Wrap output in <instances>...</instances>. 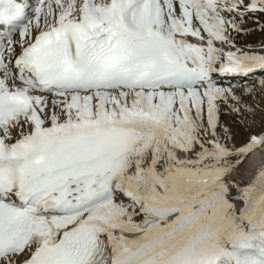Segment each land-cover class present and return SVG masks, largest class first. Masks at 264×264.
Instances as JSON below:
<instances>
[{"label": "snow or ice", "instance_id": "snow-or-ice-1", "mask_svg": "<svg viewBox=\"0 0 264 264\" xmlns=\"http://www.w3.org/2000/svg\"><path fill=\"white\" fill-rule=\"evenodd\" d=\"M257 149L264 0H0V264H264Z\"/></svg>", "mask_w": 264, "mask_h": 264}, {"label": "bare ground", "instance_id": "bare-ground-1", "mask_svg": "<svg viewBox=\"0 0 264 264\" xmlns=\"http://www.w3.org/2000/svg\"><path fill=\"white\" fill-rule=\"evenodd\" d=\"M258 37V36H257ZM255 154V155H254ZM260 157L261 160L264 161V150L262 152L255 151L251 156H250V163L253 164V161L255 158Z\"/></svg>", "mask_w": 264, "mask_h": 264}, {"label": "rangeland", "instance_id": "rangeland-1", "mask_svg": "<svg viewBox=\"0 0 264 264\" xmlns=\"http://www.w3.org/2000/svg\"><path fill=\"white\" fill-rule=\"evenodd\" d=\"M257 38H258V37H257ZM222 119H226V120L231 121V120H232V117H229V116H223ZM241 132H242V130H241ZM238 139H239V137H238Z\"/></svg>", "mask_w": 264, "mask_h": 264}]
</instances>
